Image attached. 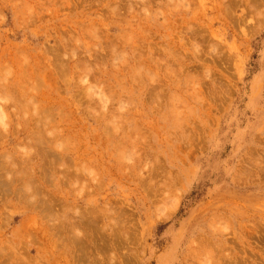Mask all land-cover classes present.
Wrapping results in <instances>:
<instances>
[{
  "label": "rangeland",
  "instance_id": "1",
  "mask_svg": "<svg viewBox=\"0 0 264 264\" xmlns=\"http://www.w3.org/2000/svg\"><path fill=\"white\" fill-rule=\"evenodd\" d=\"M0 264H264V0H0Z\"/></svg>",
  "mask_w": 264,
  "mask_h": 264
},
{
  "label": "bare ground",
  "instance_id": "2",
  "mask_svg": "<svg viewBox=\"0 0 264 264\" xmlns=\"http://www.w3.org/2000/svg\"><path fill=\"white\" fill-rule=\"evenodd\" d=\"M257 23H258V22H257ZM259 23H260V22H259ZM259 23L256 25V26H258V29L260 28L259 25H261V23H260V24H259ZM255 28H256V27H255ZM256 31H257V29H256ZM175 208H176V207H175ZM168 209H169V208H168ZM169 211H170V209H169ZM173 212H174V211H173ZM171 213H172V211H171ZM165 214H167V213H165ZM168 214H169V216H170V212H169ZM169 216H168V217H169ZM162 218H163V217H162Z\"/></svg>",
  "mask_w": 264,
  "mask_h": 264
}]
</instances>
